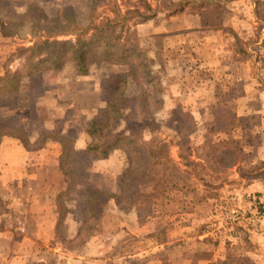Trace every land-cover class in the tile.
<instances>
[{
  "label": "rangeland",
  "instance_id": "1",
  "mask_svg": "<svg viewBox=\"0 0 264 264\" xmlns=\"http://www.w3.org/2000/svg\"><path fill=\"white\" fill-rule=\"evenodd\" d=\"M99 1L98 13L109 16L107 1ZM111 1L123 13L135 8L143 11V2L157 11L154 20L146 23L149 36H140L141 25L131 30L133 45L152 60L165 98L157 124L139 137L170 146V156L149 168L152 182L141 184L126 209L116 205L128 165L125 153L115 150L101 159L88 152L86 130L119 89L128 66L92 59L86 76H75L70 67L41 72L23 79L15 92L0 96V129L9 127L35 149L47 143L59 146L65 183L57 205L64 241L78 236L88 221V200H93L91 208L96 209L97 218L93 216L91 222L98 234L88 245L110 241L119 234L123 241L117 248L119 257L103 258L102 264H129L130 260L144 264H264V255L259 254L264 247L258 246L264 239V213L260 212L264 210V44L260 45L264 14L259 7L253 8L251 20H245L233 10L215 7L220 0H214V7L204 12L201 22L189 23L191 29L180 33L185 16L172 13L179 4L191 3L194 8L193 0ZM32 3L57 4L58 9L72 14L71 10L84 11L91 0H0V20L10 13L15 19L22 18ZM196 13L188 9L186 14ZM196 25L200 30L226 26L222 31L224 46L229 49L213 50L209 43L216 45L215 35L199 31ZM243 34L249 38L242 39ZM4 37L0 40L5 53L0 55V77L21 67L12 59L17 48L32 45L30 26L18 35ZM210 81L215 87L212 97L208 95L211 88H206ZM131 100L115 133H126L133 119L145 123L136 101ZM138 123L134 130L141 129ZM110 140L104 139V143ZM63 141L73 148L64 156ZM252 145L258 148L262 164L233 169L237 155L248 152ZM227 150L236 153L234 159L229 160ZM226 162H230L228 167ZM254 177L262 187L255 192L248 189ZM203 234L209 237L200 239Z\"/></svg>",
  "mask_w": 264,
  "mask_h": 264
},
{
  "label": "trees",
  "instance_id": "2",
  "mask_svg": "<svg viewBox=\"0 0 264 264\" xmlns=\"http://www.w3.org/2000/svg\"><path fill=\"white\" fill-rule=\"evenodd\" d=\"M107 1L109 16L98 13L101 7L96 0L84 7V11L69 14L64 8L54 6H40L29 4L22 18L15 19L11 13L5 17L3 34L7 37L18 35L25 26L31 29V46L17 48L12 59L18 60L20 68L15 72L7 70L4 77H0V96L15 92L21 87L22 80L47 71H62L70 67L75 76H86L90 72L91 60L114 65H126L129 70L122 78L119 89L111 96L106 106L100 110L88 124L86 133L90 139L87 150L96 153L101 159H107L115 150L125 153L128 165L122 177V194L116 196L118 208L126 209L133 200L134 193L141 184L148 185L150 171L159 165L162 159L169 157L170 146L163 141L145 142L140 139L143 132L150 133V125L157 124V114L165 109V98L162 84L153 70L152 60L142 50L133 45L131 30L133 26L143 25L154 20L157 11L147 2L140 8L128 9L125 13L118 6ZM172 15L183 13L184 5H178ZM16 30L12 32L11 30ZM5 31V32H4ZM141 111L145 123H138L137 119L127 127L126 133H115L120 125L124 109L130 108L133 100ZM140 130H134L136 124ZM151 123V124H150ZM149 124V126L147 125ZM9 127L0 129V140L5 134H12ZM115 135L110 138V135ZM108 136V137H107ZM110 136V137H109ZM104 139L110 142L104 143ZM28 146V142L23 139ZM63 143H65L63 141ZM182 149V146L178 144ZM69 143L63 146V156L72 151ZM229 160L235 158V152L228 151ZM182 159L184 156L181 154ZM63 163V169L66 164ZM230 163V162H229ZM224 164L226 167L229 164ZM150 168V169H151ZM64 194L60 195V198ZM93 200H88L92 206ZM89 207L84 227L74 239L64 241L61 228H57V238L66 250L78 251L91 242V237L98 234L92 218L96 217V209ZM261 214L264 210L260 211ZM94 216V217H93ZM97 221V219H96ZM63 237V239H62ZM129 264H144L140 260H130Z\"/></svg>",
  "mask_w": 264,
  "mask_h": 264
},
{
  "label": "crops",
  "instance_id": "3",
  "mask_svg": "<svg viewBox=\"0 0 264 264\" xmlns=\"http://www.w3.org/2000/svg\"><path fill=\"white\" fill-rule=\"evenodd\" d=\"M213 1L193 0L194 8L190 7L191 3L185 4V9L181 13L185 16V25L183 24L184 27L180 33H186L184 29H191L189 23L201 22L204 12L214 7ZM215 7L224 8L226 12L233 10L239 16L245 17V20H251L252 12L249 11H253V8L259 7L258 9L264 14V1L246 3L245 0H220V5ZM188 9L190 12L197 11V15L186 14ZM5 21V19L0 20V40L5 38L2 30L5 27ZM171 21L175 20L171 19ZM146 27V24L138 27L141 31L140 36L143 38L149 36L146 33ZM225 27L223 25L218 28L206 26L200 30L196 25L199 31L205 30L203 33L215 35L216 45L209 43V47L213 50L225 47V34L222 31ZM245 35L243 34L241 38H249ZM262 39L264 38H261V46L264 44ZM3 50L1 41L0 55L5 54ZM235 50L239 54V48ZM261 53L264 54V47ZM206 88H211L209 97L215 96L212 81ZM261 136H263L262 133ZM30 146L23 143L21 136L16 132L5 134L0 140V264H102L105 262L103 258L119 257L117 248L123 245L120 234L110 241L90 244L79 253L64 249L63 243L57 241L59 226L57 203L65 183L59 167L61 152L56 143H47L38 149ZM249 149L248 152L243 153V151L237 155L233 169L241 167L252 169L262 164L263 160L260 158L261 154L257 152L258 148L252 145ZM254 178L251 181L252 184L248 186L249 191L253 192L262 189L259 185L260 179ZM217 234L221 236L223 232ZM208 237V234L199 236L200 239ZM258 246L264 247V239ZM259 254L264 255V251ZM223 256L226 257V255Z\"/></svg>",
  "mask_w": 264,
  "mask_h": 264
}]
</instances>
